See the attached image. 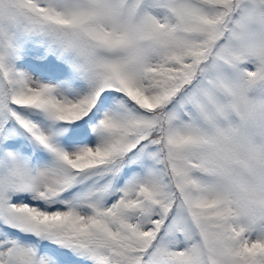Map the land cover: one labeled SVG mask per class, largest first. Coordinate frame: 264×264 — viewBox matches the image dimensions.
<instances>
[{
    "label": "snow or ice",
    "instance_id": "1",
    "mask_svg": "<svg viewBox=\"0 0 264 264\" xmlns=\"http://www.w3.org/2000/svg\"><path fill=\"white\" fill-rule=\"evenodd\" d=\"M0 264H264V0H0Z\"/></svg>",
    "mask_w": 264,
    "mask_h": 264
}]
</instances>
